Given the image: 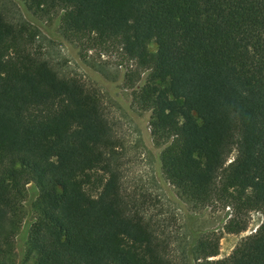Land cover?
I'll return each mask as SVG.
<instances>
[{
  "label": "trees",
  "instance_id": "trees-1",
  "mask_svg": "<svg viewBox=\"0 0 264 264\" xmlns=\"http://www.w3.org/2000/svg\"><path fill=\"white\" fill-rule=\"evenodd\" d=\"M17 1L28 17L0 9V264H174L159 226L122 192L98 92L41 50L35 16L52 14L66 39L134 64L130 87L145 76L133 103L150 112L181 197L231 205L230 233L246 230L240 214L262 212L220 259L193 233L186 264H264V0Z\"/></svg>",
  "mask_w": 264,
  "mask_h": 264
},
{
  "label": "rangeland",
  "instance_id": "rangeland-1",
  "mask_svg": "<svg viewBox=\"0 0 264 264\" xmlns=\"http://www.w3.org/2000/svg\"><path fill=\"white\" fill-rule=\"evenodd\" d=\"M0 9L10 19L28 17L17 0H0ZM35 18L42 23V52L53 62L68 65L64 68L67 71L78 72L82 80L98 92L117 142L122 192L159 226L158 234L165 243L168 242L166 251L174 264L187 263L184 252L193 233L209 238L213 245L217 243L219 254L210 259H220L228 256L243 238L255 232L263 221L261 211L240 214L237 219L247 222L246 230L230 233L225 226L234 217L231 205L215 202L196 206L181 197L166 179L160 161L162 147H158L150 135V112L139 110L133 103L135 89L143 84L145 76L142 74L133 87L125 81L128 70L135 69L134 64L123 60L116 50L88 48L66 39L59 31L55 14ZM28 189L30 197H35L37 190L33 183L28 184ZM32 219L33 214L28 211L20 230H26ZM190 260L194 264L192 257Z\"/></svg>",
  "mask_w": 264,
  "mask_h": 264
}]
</instances>
